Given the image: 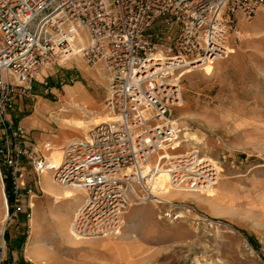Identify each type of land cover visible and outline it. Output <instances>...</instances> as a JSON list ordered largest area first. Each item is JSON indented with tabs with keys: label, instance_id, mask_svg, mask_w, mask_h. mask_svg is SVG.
<instances>
[{
	"label": "built area",
	"instance_id": "2783aa9c",
	"mask_svg": "<svg viewBox=\"0 0 264 264\" xmlns=\"http://www.w3.org/2000/svg\"><path fill=\"white\" fill-rule=\"evenodd\" d=\"M263 5L264 0H0V153L11 167L16 200L22 159L32 158L37 171L53 168L59 184L85 190L71 231L95 238L119 234L128 207L156 197L152 182L164 168L174 188L205 191L215 185L220 170L199 148H173L181 142L173 110L183 102L187 67L227 57L231 35H239ZM163 17L177 26L172 39L150 33ZM80 37L77 54L89 64L102 62L109 73L105 106L113 118L68 142L59 166L50 167L10 113L43 69L73 56Z\"/></svg>",
	"mask_w": 264,
	"mask_h": 264
},
{
	"label": "rangeland",
	"instance_id": "374dc122",
	"mask_svg": "<svg viewBox=\"0 0 264 264\" xmlns=\"http://www.w3.org/2000/svg\"><path fill=\"white\" fill-rule=\"evenodd\" d=\"M150 33L169 40L176 35L177 26L163 17ZM230 47L235 51L216 60L211 74L198 68L184 74V107H176L172 114L173 120L179 118L180 126L185 128L177 152L199 148L223 167L213 196L207 197L206 190L170 187L171 192H189L184 195L164 193L161 189L157 205L148 201L128 207L119 234L77 242L65 234L72 219L68 210L77 198L57 203L50 200L52 206H47L42 172L37 171L32 158L24 157L21 195L16 200L12 187L11 203L7 186L11 167L4 164L0 153V263L264 264V5L253 20L241 25L239 35H231ZM95 65L105 68L102 62ZM95 65L76 54L43 69L31 93L16 98L12 118L20 123L39 109L41 99H47L57 106L47 113L48 117L53 116V133L59 129L75 133L68 140L85 137L96 123L78 128L70 123L62 125L61 117L91 119L107 113L105 98L109 87L106 88L105 80L86 70L97 71ZM99 72L105 76L103 69ZM78 83L91 97L80 102L77 112L66 107L70 100L68 89ZM34 131L48 133L43 128L27 130L33 144ZM191 135L196 139L186 141ZM45 144L38 154L46 157L49 150ZM44 206L46 219L41 216ZM36 209L42 224V261L31 259L26 253L32 236L30 220ZM55 213H64L61 230L53 221Z\"/></svg>",
	"mask_w": 264,
	"mask_h": 264
},
{
	"label": "bare ground",
	"instance_id": "6f19581e",
	"mask_svg": "<svg viewBox=\"0 0 264 264\" xmlns=\"http://www.w3.org/2000/svg\"><path fill=\"white\" fill-rule=\"evenodd\" d=\"M84 43V38L80 37L78 44L76 46L75 51L73 52L72 55H76L77 54V49L79 47H81ZM229 48V52H234L235 49L233 47H230V44L228 46ZM159 54L161 56L164 57L163 52H159ZM200 69L202 70L205 74H211L214 71V62L208 61L203 63L201 66H196V65H190L185 71L184 74L186 72H190L193 69ZM88 73L92 74V75H97L96 72L94 70L91 69H86ZM69 92V97L70 100L67 102L68 104V109L73 110V111H77L81 109V103L82 101L85 100V97L83 96L82 92L77 89V87H70L68 89ZM85 108V106L87 107V105L84 103L83 105ZM181 107H184V101L181 104ZM68 109L64 110V111H68ZM113 116L110 113H106V114H100V115H95L93 116L91 119H82L78 116H73V117H64L63 120L66 121L67 123H70L72 125H75L78 128H85L86 126H88L91 123H98L101 121H105V120H109L112 119ZM181 119V118H180ZM91 122V123H90ZM174 125L179 128V130L182 132L183 127L180 126L179 123V118L174 119ZM196 139L195 135H191L189 138L186 139V141H194ZM192 144H196V142L192 143ZM182 145V141L179 143H176L175 147L173 148H178ZM195 146V145H194ZM62 154H63V148L60 147H56L53 146L52 148L49 149V151L46 153V157H47V162L49 163L48 166L50 167H58L59 164L61 163L62 160ZM171 156H168V160L167 162H173L172 161ZM210 161L211 163H214L219 170H223V167L221 166L220 162L212 157H210ZM150 168V165L146 166V169L148 170ZM42 177H43V181H42V187H43V191L45 192V194L47 195V206H52V204L50 203V200L54 201L55 203L60 202L61 200H69L71 198H77V202L78 206H81L84 202L85 199V190L83 188L80 187H71V186H64L65 189H63L62 192H58L56 191V185H58L59 183L54 179L53 177V168H44L42 171ZM170 174L169 172L164 168L162 169L161 174L157 175V177H155V179L152 182V186L156 192V197L152 200H146L144 201V203L150 201L153 202L155 205H157V203L160 202V190L162 189V192L164 193H170V185H171V181H170ZM172 194H176V193H182L184 195H186V193L189 192H184V191H180V192H171ZM204 194V193H202ZM215 194V187L214 185L209 187L208 189H206L205 195L207 197H211ZM74 203V204H75ZM134 205L136 203H133ZM132 204V205H133ZM73 207V205L69 208V210ZM49 208V207H48ZM76 208V210H77ZM52 210V209H50ZM69 210H68V215H69ZM75 210V211H76ZM41 216L43 217V219L47 218V211L45 209V206L43 207V209L41 210ZM75 211L73 212V214L75 213ZM127 212V211H126ZM72 214V217H73ZM39 210L36 209L34 214L31 217V226H32V230H31V238L30 241L28 242L27 248H26V253L28 255V257H30L31 259H35L37 261H42V256L39 252V245H40V239H39V229L41 227V222L39 221ZM64 215V213L62 215L55 213L54 214V218L53 221L54 223L58 226L59 230H61L62 228V222H63V218L62 216ZM7 218V216L5 217V219ZM4 219V220H5ZM125 222V219H124ZM65 234L68 238H71L72 240L75 241H81L80 237L74 236V234L71 231V222L69 223V226L67 228V230L65 231Z\"/></svg>",
	"mask_w": 264,
	"mask_h": 264
},
{
	"label": "crops",
	"instance_id": "0c3cea01",
	"mask_svg": "<svg viewBox=\"0 0 264 264\" xmlns=\"http://www.w3.org/2000/svg\"><path fill=\"white\" fill-rule=\"evenodd\" d=\"M96 64V63H95ZM94 64V65H95ZM105 66V65H104ZM96 67V65H95ZM103 67V66H102ZM97 71L94 69V71L96 72V76L99 78V80L104 81L105 80V85L107 84L106 88L109 87V83H110V76L108 71L106 70V67L101 68V67H96ZM99 69H103V72L105 73V76L99 72ZM105 69V70H104ZM42 81L43 80H39ZM73 87V86H70ZM75 87H77V89H79L83 96L85 97V99H89L91 97V93L87 90L84 89L82 84H77L75 85ZM57 106H55L53 104L52 101L47 100V99H41L40 100V105H39V109H36L35 113L30 116L27 117L25 120L20 121V124H22L27 130L29 129H45L46 132L48 131V133H39L37 131H34L32 133V139L35 141L34 142V146L37 150L39 151H43V146L46 142H51L53 143V146L56 147H60L63 148L68 142L74 140V139H78L81 137H75L72 138L71 140H68L69 138L73 137L75 135V133H69V131H64V130H60L58 133H53L54 129L52 126V117L47 116V113L54 110V108H56ZM64 117H61L62 121L61 124L62 125H66V121L63 120ZM69 125V124H67ZM50 132V133H49ZM3 133H4V129L2 128V126L0 125V141L3 138ZM64 189V187H60L57 186L56 187V191L58 192H62ZM78 206V203H75L73 205V207L69 210V215H72L73 212L76 210ZM18 264V263H17Z\"/></svg>",
	"mask_w": 264,
	"mask_h": 264
},
{
	"label": "trees",
	"instance_id": "16d2710c",
	"mask_svg": "<svg viewBox=\"0 0 264 264\" xmlns=\"http://www.w3.org/2000/svg\"><path fill=\"white\" fill-rule=\"evenodd\" d=\"M7 182H8V189H9V200H10V202L12 203V201H13V196H12V194L10 193V191H11V188H12V185H11V180L9 179V180H7ZM20 264H29V263H24V262H20Z\"/></svg>",
	"mask_w": 264,
	"mask_h": 264
}]
</instances>
